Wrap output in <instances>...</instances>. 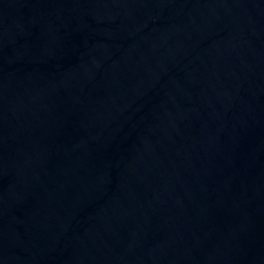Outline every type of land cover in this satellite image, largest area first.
Returning <instances> with one entry per match:
<instances>
[{
	"label": "water",
	"instance_id": "water-1",
	"mask_svg": "<svg viewBox=\"0 0 264 264\" xmlns=\"http://www.w3.org/2000/svg\"><path fill=\"white\" fill-rule=\"evenodd\" d=\"M0 264H264V0H0Z\"/></svg>",
	"mask_w": 264,
	"mask_h": 264
}]
</instances>
